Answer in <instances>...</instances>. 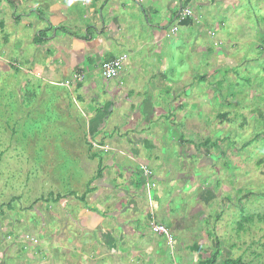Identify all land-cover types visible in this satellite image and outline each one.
Instances as JSON below:
<instances>
[{"label": "rangeland", "instance_id": "374dc122", "mask_svg": "<svg viewBox=\"0 0 264 264\" xmlns=\"http://www.w3.org/2000/svg\"><path fill=\"white\" fill-rule=\"evenodd\" d=\"M10 8L16 9L15 4L11 3ZM195 8V16L202 13L206 17L204 21L214 22L213 32L210 31L212 39L216 38V24H219L223 31L218 37H222L225 45L213 44L204 28V39L194 36V40L177 50V59L184 68L187 60L195 61L191 75L208 74L207 80H200V86L192 85V79L187 78L184 84H191L187 88L183 86L181 94L188 99L187 115L191 119L200 109L196 100L199 95L204 99L208 94L214 95L208 103L212 110L206 114L199 112L194 133L187 135L177 127L176 136L166 134L170 143L180 137L200 143L198 163L195 164L194 156L181 159L183 166L178 169L185 174L179 179L187 180L186 185L180 186L171 174L165 173L162 178L165 182L151 186V190L150 186H142L146 196L150 194L160 204L159 209L150 207L154 209L152 220L167 225L169 236L155 234L152 220L151 229L145 224H132L133 230L145 231V240L150 244L144 254L147 257L137 262L201 264L218 250L217 264L227 258H241L244 264H264V0H220L216 5H195ZM5 16L0 15V20H5L4 28H0V264H50L43 257L49 252L55 261L53 264H64L66 258L58 257L64 249L65 256L71 253L74 259L80 254L81 257L84 253L90 255L99 249L101 235L97 231L77 234L82 231L76 228L72 230L76 234L72 243L64 235L62 248L57 249L56 245V250H50L49 242L55 238V232L62 233L63 224L71 225L76 218L78 224L87 225L86 215L96 212L103 217L100 226L113 238L114 232L120 233L114 226V209L106 207L98 211L92 207L95 204L104 207V197L91 198L89 204L76 200L96 189L94 183L101 166L106 176L107 159L101 165L99 157L87 156L90 140L87 115L90 113L81 102L82 93L74 85L60 86L59 80L64 77L53 79V71L45 63L52 53L39 45V39L33 41L29 27L20 24L15 27V22L8 21L11 15ZM204 21H193L195 33L203 31ZM17 46L21 48L19 52H16ZM200 46L210 50L198 54ZM3 48L8 52L2 51ZM215 54L213 74L207 64L211 65ZM235 61L240 66H234ZM30 62L37 64L31 67ZM223 110L229 114L227 119L212 118V114H222ZM206 137H212L215 145L201 144ZM179 149L176 147L173 154L179 155ZM136 165V171L131 173L118 167L121 178H114L112 173L111 183L115 179L119 193H122L120 186L129 184L131 176L139 182L146 177L144 165ZM151 166L146 167L152 170ZM154 168L160 176L158 167ZM191 171L196 180L186 177ZM148 180L149 185L155 182L153 173ZM96 184L97 188L105 186ZM160 189L164 196L157 198ZM246 216L251 217L248 222L240 221ZM70 225L63 232L75 227ZM130 239L133 247L127 248L133 250L128 251L129 255L139 256L138 250H134L135 234ZM54 241L57 243L58 239ZM68 243H79L80 247H70ZM38 257L43 258L37 262Z\"/></svg>", "mask_w": 264, "mask_h": 264}, {"label": "crops", "instance_id": "0c3cea01", "mask_svg": "<svg viewBox=\"0 0 264 264\" xmlns=\"http://www.w3.org/2000/svg\"><path fill=\"white\" fill-rule=\"evenodd\" d=\"M218 2L220 3V0H0V15H11L8 21L15 22V27L19 24L29 27L33 41L36 42L39 39V45L45 46L48 48L47 52L52 53V56L46 58L45 63L48 66L47 69L53 71L51 75L53 79L63 76L65 80V77L72 75L66 81L59 80L58 84L68 88L74 85L83 95H81V102L90 113L87 115V127L90 132L87 156L99 157L101 165L103 159H107L104 165V168L108 169L106 176L101 172L94 183L96 189L82 194V197H76V200L89 204L88 201L91 198L104 197L106 203L104 207H99V204L92 207L98 211L106 207L114 209V226L120 233L114 232L113 238L108 230L100 226L103 217L96 212H89L86 215V219L89 218V221L86 220L87 225L78 224L74 218L72 222L74 224L69 225L75 227L63 232L69 226L63 224L62 227L65 228L62 229V233L58 235L55 232L53 239L57 238L58 242L52 240V246V242L48 241L50 250H56L54 247L56 245L57 249L62 248L64 235L72 243L76 237L72 230L76 228L82 231L77 234H91L92 231H97L99 236L101 235L100 243L98 242L99 249L91 252L90 255L84 253L82 257L80 254L78 259H74L75 255L71 253H68V257L65 256V249L60 251L58 257L66 258L64 264H139L137 261L142 262L141 259L147 257L144 254L145 251L146 253L149 251L147 249L150 244L145 240V231L142 228L138 231L133 230L132 224H145L151 229L150 220L155 217L152 216L154 209L150 207L159 209L160 204L154 198H150V194L146 196L142 186H150L149 190H151V186L165 182L162 179L165 173L167 176L171 174L180 186L187 184V180L179 179L185 173L183 174L182 169L178 167L182 168L181 159L184 161L188 157H196L195 164L198 163L200 143L196 144L193 139L181 137L177 140L173 138L170 143L165 137L166 134L176 136L177 127L184 129L183 133L187 132V135L190 132L194 133L192 130L194 126H197V122L199 123V112L206 114L212 110L209 104L214 98L213 94H208L209 97L205 99L199 95L196 99L200 103L197 108L200 107L198 113H194L193 119L187 115L189 111H187L186 101L188 99L181 93H183L182 87L187 88L191 83L184 84V81L190 78L192 85L200 86V80H207L208 74L197 77L191 75L192 70H195V61L187 60L184 68L182 62L177 59V50L182 49L183 45H187L190 40H194V36L196 39L199 37L204 39L202 35L205 32L204 28L205 35L212 39L213 31L211 30L214 22L204 21L206 17L202 13L198 17L195 16L196 8L194 10L193 7L195 5L206 7L216 5ZM11 3L15 4L16 9L10 8ZM183 7L193 9L194 18L190 16L184 21H178V14ZM199 20L206 22L207 26L203 22V31L198 30V33H195L194 22L199 23ZM4 21V19L0 20V28H4ZM175 24L178 26V31L172 33L171 28ZM216 27L218 31L216 38L212 39L213 44L219 43L218 46H224L222 37H218L219 32L223 30H220L218 23ZM205 42L207 41L204 40ZM20 46H17L16 52H19ZM3 50L8 52L7 48ZM199 50L197 53L203 54L210 48L200 46ZM191 51V49L188 51L190 56ZM222 54L224 56L225 53ZM121 55L126 56V61L119 76L111 80L101 77L100 64ZM215 58L216 54L211 58V65L207 64V68L211 66L209 72L213 74L215 68L212 66V61ZM36 59L39 58L36 57ZM235 62L234 66H240L239 62ZM36 64L37 62L34 63L35 66ZM28 65L34 66L31 62ZM54 81L52 82L57 84ZM91 91H94L93 95L89 94ZM228 115V112L223 110L222 114H212V118L217 116L227 119ZM163 119L168 122H164ZM205 141L213 142L212 137H206L201 142L204 146ZM176 147L181 148L178 150L179 155L173 154ZM188 150L189 153H187ZM138 163L144 166L152 165L153 172L150 169L149 171L153 173L156 183L152 182L149 185L151 179L148 180V177H143L141 183L131 176L129 184L120 186L122 193H119L115 179L114 184L111 183L112 173L114 172V178L116 176L121 178L118 167L121 166L127 173H131L136 171ZM154 167H158L160 176L157 175ZM100 170H103L102 166ZM192 174L191 171V174L186 175L190 181L197 178L194 175L191 176ZM97 182H99L98 187L103 183L105 186L97 188ZM190 188L192 189L193 186ZM162 193L160 189L156 197L164 196ZM113 200L116 206L112 203ZM145 203L146 207H144ZM157 223L162 224L160 221ZM134 234V250H138L139 256L128 253L133 250L127 247H133L129 243L132 241L130 237ZM116 240H119L120 244ZM69 246L80 247L79 243L69 244ZM49 253L44 254L43 257L47 263L53 264L55 261L51 256L52 253ZM43 257H38L37 262Z\"/></svg>", "mask_w": 264, "mask_h": 264}, {"label": "built area", "instance_id": "2783aa9c", "mask_svg": "<svg viewBox=\"0 0 264 264\" xmlns=\"http://www.w3.org/2000/svg\"><path fill=\"white\" fill-rule=\"evenodd\" d=\"M190 16H193V11L188 7H183L178 14V21H184L187 17ZM177 31L178 26L177 24H175L172 26L171 32L175 33ZM125 61L126 56L124 55L103 61L100 64V74L104 79L107 80L117 78L122 71ZM66 85L68 84L66 83ZM143 170V173L146 177H149L151 175V172L146 166H144ZM152 228L155 234L169 236L168 228L163 224L157 223L155 220H152Z\"/></svg>", "mask_w": 264, "mask_h": 264}, {"label": "trees", "instance_id": "16d2710c", "mask_svg": "<svg viewBox=\"0 0 264 264\" xmlns=\"http://www.w3.org/2000/svg\"><path fill=\"white\" fill-rule=\"evenodd\" d=\"M211 141V140H210ZM210 141H205L204 143H205V145L209 142V144H211L212 146H214L215 145V143L214 142H210ZM100 172V174H101V170L99 171ZM100 176V175H99ZM40 201V200H39ZM251 217H244L243 219H241L240 221H242V222H244V221H246V222H248L249 221V219H250ZM241 222V223H242ZM238 225H239V223H238ZM240 227H242V225H240ZM197 249H198V247H196ZM217 257H218V250H216L214 253H213V257L211 258V259H208V260H202L201 261V264H217ZM221 264H244L243 262H242V260H241V258H227V259H225V260H223L222 261V263Z\"/></svg>", "mask_w": 264, "mask_h": 264}]
</instances>
